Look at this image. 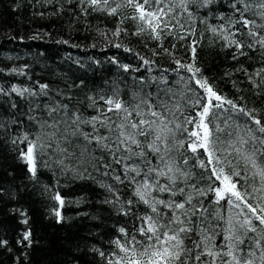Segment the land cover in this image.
Here are the masks:
<instances>
[{
    "label": "snow or ice",
    "instance_id": "snow-or-ice-1",
    "mask_svg": "<svg viewBox=\"0 0 264 264\" xmlns=\"http://www.w3.org/2000/svg\"><path fill=\"white\" fill-rule=\"evenodd\" d=\"M44 2L56 7L49 15L116 19L97 34L135 59L109 58L128 79L102 85L79 59L82 74L69 69L54 80L33 79L28 63L7 69L0 145L24 179L0 172V200L14 222L11 236L0 229V252L12 264H39L44 237L26 198L31 186L44 219L86 229L53 240L46 264H264V0ZM132 37L145 54L122 42ZM206 43L239 65L220 78L235 94L200 63ZM46 172L53 182L43 183ZM82 206L92 210L70 215Z\"/></svg>",
    "mask_w": 264,
    "mask_h": 264
},
{
    "label": "trees",
    "instance_id": "trees-1",
    "mask_svg": "<svg viewBox=\"0 0 264 264\" xmlns=\"http://www.w3.org/2000/svg\"><path fill=\"white\" fill-rule=\"evenodd\" d=\"M63 2L64 0H61V3ZM17 3L21 5L19 9L15 7ZM55 11L56 7L45 4L44 0H0V70H3L0 71V80L7 75L9 67H19L25 63L33 66L30 73L33 79L44 77L45 80H54L57 78L56 73L68 72L69 69L76 74H82V70L74 63L77 59L91 65L87 74L91 77L93 83L102 85L105 80L111 82L112 79L120 75H123L124 79H128V74H122L115 65L107 61L111 57H116L122 63H127L134 61L133 55L124 52L123 49L114 50L113 47L106 46L97 34L98 28H114L117 23L116 19L97 13H91L85 18L78 11H76L75 16H79V19H76L72 13L67 11L61 15H49V13ZM39 12L45 13L43 18L40 17ZM126 26L130 32L133 30L130 22H126ZM37 33L40 34V39H31ZM59 40H68L69 43H57ZM122 42L128 44L134 50L140 51L141 54H145L143 45L135 37L130 40L124 38ZM92 44H96V47H91ZM73 45H76V47ZM40 53L43 55H38ZM198 58L205 67L207 74L217 77L224 92L229 95L235 94L230 80L220 78L224 76L226 71L239 65H235L231 58L220 50L219 46L212 47L207 43L203 50L198 51ZM93 60H100L102 64L94 65L92 64ZM164 66L167 67L168 65L165 63ZM24 79V77H17L12 82L18 83ZM232 79L240 81L243 77L236 74ZM128 82L131 83L130 80ZM237 86L245 88L246 91L249 87L246 84L239 83ZM6 168L9 171L19 173L15 183H19L21 179H24L19 163L14 162L4 146L0 145V172ZM54 179L55 177L50 172H46L41 176V180L45 184L53 182ZM72 191L80 194V190L76 186H73ZM29 192L32 195L26 198L33 202L39 234L44 237L40 241L42 248L37 252V261L39 264H46V261L50 259L46 249L53 240L62 243L64 242L63 238L66 236H70L74 240L78 236L86 234V229L80 228L78 231L76 220H73L72 227L61 228L55 222L44 219L40 203L41 197L34 192L31 186H29ZM11 206L10 203L6 205L5 201L0 200V229L8 236L12 235L11 228L14 223L6 215L7 207ZM91 210L86 206H82L70 215L75 217L76 211ZM57 255L58 258H64L65 254L60 252ZM0 264H12L8 254L0 252ZM81 264H83V261H81Z\"/></svg>",
    "mask_w": 264,
    "mask_h": 264
},
{
    "label": "bare ground",
    "instance_id": "bare-ground-1",
    "mask_svg": "<svg viewBox=\"0 0 264 264\" xmlns=\"http://www.w3.org/2000/svg\"><path fill=\"white\" fill-rule=\"evenodd\" d=\"M112 49L117 50V48L113 47ZM119 51V50H118ZM110 52V51H109ZM113 52V51H112ZM102 64V63H101Z\"/></svg>",
    "mask_w": 264,
    "mask_h": 264
}]
</instances>
